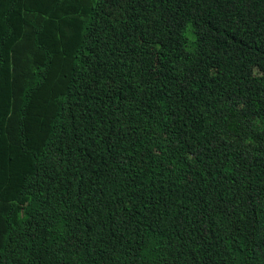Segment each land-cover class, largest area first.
Segmentation results:
<instances>
[{
  "label": "trees",
  "instance_id": "obj_1",
  "mask_svg": "<svg viewBox=\"0 0 264 264\" xmlns=\"http://www.w3.org/2000/svg\"><path fill=\"white\" fill-rule=\"evenodd\" d=\"M0 264H264V0H0Z\"/></svg>",
  "mask_w": 264,
  "mask_h": 264
}]
</instances>
